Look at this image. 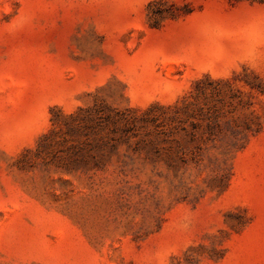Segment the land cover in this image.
I'll return each instance as SVG.
<instances>
[{
	"label": "rangeland",
	"instance_id": "1",
	"mask_svg": "<svg viewBox=\"0 0 264 264\" xmlns=\"http://www.w3.org/2000/svg\"><path fill=\"white\" fill-rule=\"evenodd\" d=\"M0 264H264V0H0Z\"/></svg>",
	"mask_w": 264,
	"mask_h": 264
},
{
	"label": "trees",
	"instance_id": "2",
	"mask_svg": "<svg viewBox=\"0 0 264 264\" xmlns=\"http://www.w3.org/2000/svg\"><path fill=\"white\" fill-rule=\"evenodd\" d=\"M251 87H252V88H254V87H255V85H251Z\"/></svg>",
	"mask_w": 264,
	"mask_h": 264
}]
</instances>
